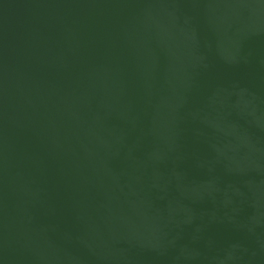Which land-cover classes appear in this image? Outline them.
Returning a JSON list of instances; mask_svg holds the SVG:
<instances>
[{"label": "water", "instance_id": "obj_1", "mask_svg": "<svg viewBox=\"0 0 264 264\" xmlns=\"http://www.w3.org/2000/svg\"><path fill=\"white\" fill-rule=\"evenodd\" d=\"M0 264H264V0H0Z\"/></svg>", "mask_w": 264, "mask_h": 264}]
</instances>
